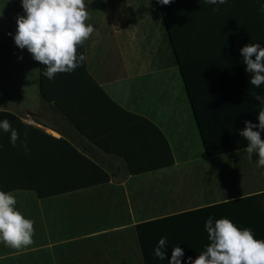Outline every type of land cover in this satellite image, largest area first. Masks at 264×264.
Masks as SVG:
<instances>
[{"label": "crops", "instance_id": "crops-1", "mask_svg": "<svg viewBox=\"0 0 264 264\" xmlns=\"http://www.w3.org/2000/svg\"><path fill=\"white\" fill-rule=\"evenodd\" d=\"M85 4V24L95 31L78 47L86 59L72 73L48 80L26 48L0 36V120L19 135L13 146L0 132V188H13L7 192L15 207L34 222L33 243H0V258L31 262L23 253H33V264H168L179 245L195 260L210 243L209 216L264 240V169L255 154L247 158L246 146H203L179 66H155L136 14L149 17L152 0ZM231 17L228 29L241 28L239 14ZM191 28L195 103L210 138L226 142L236 131L232 108L247 107L248 93L257 90L239 52L247 39L214 36L198 22ZM159 58L170 59L167 52ZM86 159L109 179L92 181ZM161 237L164 260L153 255Z\"/></svg>", "mask_w": 264, "mask_h": 264}, {"label": "clouds", "instance_id": "clouds-1", "mask_svg": "<svg viewBox=\"0 0 264 264\" xmlns=\"http://www.w3.org/2000/svg\"><path fill=\"white\" fill-rule=\"evenodd\" d=\"M172 0H157L160 5H168ZM206 4L219 6L227 0H204ZM23 16L16 20V31L12 36L15 45L27 49L32 59L44 65L42 75L48 80L57 73H72L85 62L83 45L95 28L85 24L88 19L85 0H20ZM243 57L245 72L251 74L249 83L259 89L264 85V45L247 44L239 49ZM255 99L264 105V96ZM258 124L244 121L239 130L240 137L247 141L244 153L249 160L255 154L257 168L264 169V108L258 112ZM255 129V130H254ZM0 132L9 134V142L15 146L19 135L8 120H0ZM28 152L26 141L21 142ZM17 200L9 191L0 190V243L14 249H21L33 243L34 222L15 207ZM204 228L210 242L206 250L192 260L185 258L184 249L172 247L168 264H264V240L254 238L250 228H239L228 218L216 219L209 216ZM166 237H161L153 249V255L164 260L167 251Z\"/></svg>", "mask_w": 264, "mask_h": 264}, {"label": "trees", "instance_id": "trees-1", "mask_svg": "<svg viewBox=\"0 0 264 264\" xmlns=\"http://www.w3.org/2000/svg\"><path fill=\"white\" fill-rule=\"evenodd\" d=\"M16 8L19 16H23L25 13L21 6L20 0H11ZM109 4H114L109 2ZM154 7L153 12L149 17L142 19L140 12H136L140 19L141 25L145 32V36L152 51V58L155 66H164L165 64L178 65L183 75L185 82V88L189 96V100L192 105L193 114L197 125L200 130L201 140L203 146L206 149L212 148H239L245 147L247 141L244 138H239L237 131L244 127V121H251L253 124H258L257 119L258 112L264 105H261L258 100L255 99L257 94L264 96V85H261L259 89L248 93L247 107H233V116L231 122L236 123L235 132L232 134V138L222 142L221 140H213L206 132L208 129L204 125L202 115L198 111L194 99V92L192 90V79L190 77V63L188 59V53L190 51V39L192 37V24L198 22L201 25H209L211 27L212 34L217 37L224 36H245L247 44L259 43L264 45V0H227V3L219 6H213L206 4L204 0H172L168 5H160L157 0H152ZM239 14V19L242 25L240 27H234L232 30L228 29L229 24L233 22L232 14ZM198 20V21H196ZM152 24V28L147 25ZM146 27H149L150 33L146 32ZM161 32L166 41V48L159 46V33ZM155 40V48L152 46L151 41ZM246 44V45H247ZM168 54V61L160 60V53ZM42 82V81H41ZM253 99V100H250ZM256 100V101H255ZM255 130V129H254ZM261 138L264 139V132H261ZM90 165H92V174L90 178L92 181H106L109 179V175L100 169L98 165L86 159ZM173 163V158L169 149V163ZM91 167V166H90ZM100 175V176H99ZM32 188V187H24ZM13 188L2 187L0 190L7 192ZM34 189V188H32ZM39 195L40 189L35 188Z\"/></svg>", "mask_w": 264, "mask_h": 264}, {"label": "rangeland", "instance_id": "rangeland-1", "mask_svg": "<svg viewBox=\"0 0 264 264\" xmlns=\"http://www.w3.org/2000/svg\"><path fill=\"white\" fill-rule=\"evenodd\" d=\"M18 14L14 8V5L11 0H0V36L7 38L6 41H12V36L16 31V20ZM14 42V41H13ZM7 45L6 42H3V47ZM5 253L0 252V255ZM22 255L19 253L18 256ZM24 257H30V261L25 262V260H18V258H12L13 261H7L5 258H0V264H33L35 263V254L33 253H23ZM17 257V256H16Z\"/></svg>", "mask_w": 264, "mask_h": 264}]
</instances>
